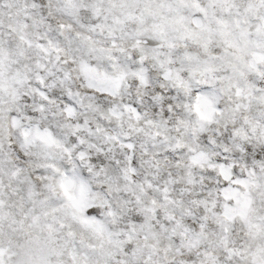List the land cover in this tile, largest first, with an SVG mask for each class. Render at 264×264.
Here are the masks:
<instances>
[{
  "label": "snow or ice",
  "instance_id": "snow-or-ice-1",
  "mask_svg": "<svg viewBox=\"0 0 264 264\" xmlns=\"http://www.w3.org/2000/svg\"><path fill=\"white\" fill-rule=\"evenodd\" d=\"M0 264H264V0H0Z\"/></svg>",
  "mask_w": 264,
  "mask_h": 264
}]
</instances>
